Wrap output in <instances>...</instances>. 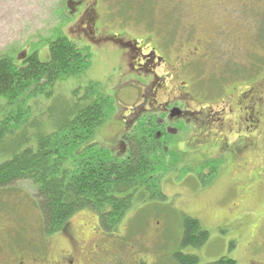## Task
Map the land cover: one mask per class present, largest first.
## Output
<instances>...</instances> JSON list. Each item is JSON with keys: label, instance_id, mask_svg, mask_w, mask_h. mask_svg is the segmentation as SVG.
<instances>
[{"label": "rangeland", "instance_id": "374dc122", "mask_svg": "<svg viewBox=\"0 0 264 264\" xmlns=\"http://www.w3.org/2000/svg\"><path fill=\"white\" fill-rule=\"evenodd\" d=\"M78 1L0 0V55H11L19 63L36 50L39 60L47 62V42L57 36L90 52L89 69L55 93L94 82L114 100L115 112L78 153L96 144L125 158L122 137L141 113L153 114L151 118L177 131L180 122L168 121L165 108L178 99L182 83L191 97L180 108L198 113L188 115L196 118L193 128L183 127L164 144L178 160L161 179L164 201L134 207L115 233L100 231L97 216L82 210L62 230L47 235L28 182L0 190V264L42 252L44 242L49 243L44 264H53L56 255L69 250L68 241L85 249L79 263L91 264V246L103 236L113 246V264L138 258L143 264H176V253L195 256L198 264L222 258L235 264H264V107L254 110L260 118L258 131L247 134L242 124L247 103L238 100L234 105L235 97L241 99L248 90L264 100V0H82L78 7L71 3ZM90 5L93 12L84 16ZM178 5L180 13L171 16ZM109 37L143 41L146 50L152 47L168 63L154 70L162 89L144 102L143 109L138 107L140 95L149 94L136 85L128 72L131 61L125 55L118 58L116 52L122 50ZM196 43L201 46L198 57L181 71ZM47 104L43 99V108ZM236 132L253 148L242 152L244 143L232 139ZM184 217L197 220L208 233L201 247L181 248Z\"/></svg>", "mask_w": 264, "mask_h": 264}, {"label": "trees", "instance_id": "16d2710c", "mask_svg": "<svg viewBox=\"0 0 264 264\" xmlns=\"http://www.w3.org/2000/svg\"><path fill=\"white\" fill-rule=\"evenodd\" d=\"M47 47V62L36 50L19 63L0 55V190L28 182L47 235L82 210L97 216L102 232L115 233L134 207L164 201L161 179L178 160L155 139L151 117L123 135L125 158L96 144L78 153L115 112V102L94 82L56 94L89 69L91 54L64 36L49 40ZM182 228L181 248H199L208 238L197 220L184 217ZM175 256L176 264H198L195 256ZM214 264L235 262L222 258Z\"/></svg>", "mask_w": 264, "mask_h": 264}, {"label": "flooded vegetation", "instance_id": "af4514ba", "mask_svg": "<svg viewBox=\"0 0 264 264\" xmlns=\"http://www.w3.org/2000/svg\"><path fill=\"white\" fill-rule=\"evenodd\" d=\"M82 0H79L78 2H71L73 5H77L80 3ZM183 1V0H178V2ZM96 2L93 3V5ZM92 5V6H93ZM90 5L84 13V16L89 15L93 12V8ZM78 7V5L76 6ZM177 8V11L175 9ZM180 7L179 5L173 8V10L170 11V15H175V13H180ZM77 11L78 9L75 8ZM107 40L112 43L113 45L117 46L122 50L121 52H116V55L119 57L122 56H127L128 60L131 61L130 64H128V72L130 76L134 79V81H137L138 84H136L139 88H143L146 92V94H149L147 96H144L143 94L140 95L141 102L138 105L141 109H143V104L146 100H150L151 98L154 99L155 93L158 92L160 89H162V83H160V78L155 74V69L165 66L167 67L168 63L164 60V58L160 55H158L152 47L146 50L147 46L144 45V42H137L134 40H124L123 38H107ZM199 44L196 43L195 45L192 46L191 50H189L187 54V58L189 59L186 62H183V65L181 68H187V66L193 62L195 57H198L197 50L199 48ZM201 47V46H200ZM198 59V58H197ZM180 71V72H181ZM153 75V76H151ZM145 82V83H144ZM177 100L174 101L173 103H169L168 107L165 108V112H167V119L171 122H174L175 120H178V123L180 122V128L178 130H182L183 127L185 128H193V121L195 119L189 118V116L197 114L198 112H190L188 110H182L180 106L182 105L183 107L187 103V98L191 97L190 94V88H187L184 83L181 84V87L178 88L177 90ZM149 96V97H148ZM236 100L234 102V105L236 106L238 104V100H244L247 103V106H244L243 112L245 114V117L242 119V124L245 126V131L248 134H251L253 132L258 131L259 125H260V118L259 114L256 113L254 110L255 108H258L259 106L264 107V100H262L261 97L255 98L252 95L251 90L244 91L242 92L241 99L237 95ZM145 109V108H144ZM177 109L179 111V115L173 117V119L170 117L171 111ZM221 114V112H220ZM219 114V115H220ZM153 114H146V113H141L140 117L136 118V122L140 119H145V117H150ZM189 115V116H188ZM164 116V115H163ZM195 117V116H194ZM149 120V118H148ZM218 121L220 122V129L222 130V118L219 117ZM154 123L156 126V132H155V139L159 140L162 142V145L164 146L165 142L169 141V138L172 136H175L176 133H178V130H174L171 127L168 126L167 122L160 121L159 118L154 119ZM182 123V124H181ZM228 127H231L232 125H227ZM177 129V128H176ZM238 131V130H237ZM182 136V135H181ZM180 136V137H181ZM220 136V135H219ZM233 141L235 140L236 142H243L244 143V148L242 152L247 149V147L253 148V143L249 141L248 138H243L240 137L238 132H236V135L232 136ZM182 139L180 138L178 142H182ZM249 142H246V141ZM166 148V146H165ZM241 153V152H240ZM101 231V230H100ZM103 238H106L103 236ZM103 238H100L97 240L94 244V246H91L94 249V258L93 256L89 258V261L91 264H113V261L115 258L113 257V246H111V243L109 240L106 239L107 242L103 241ZM49 243L44 242L43 243V250L42 252L40 251L39 253H35V255L31 257H16L15 261H13V264H26L28 261L30 264H44L45 262V249ZM68 247L69 250L65 251L63 253H60L59 255H56L55 257L57 260L53 264H80L79 263V256L81 255V252L84 251L85 249L83 247H79L74 241H68ZM87 251H91V249H87ZM92 255V252L90 253ZM133 260V259H132ZM125 264H143L141 263V260L138 258L135 262L126 260Z\"/></svg>", "mask_w": 264, "mask_h": 264}, {"label": "water", "instance_id": "95a60500", "mask_svg": "<svg viewBox=\"0 0 264 264\" xmlns=\"http://www.w3.org/2000/svg\"><path fill=\"white\" fill-rule=\"evenodd\" d=\"M178 115H179V111L177 109H174L171 111L170 117L173 118V117H176Z\"/></svg>", "mask_w": 264, "mask_h": 264}]
</instances>
